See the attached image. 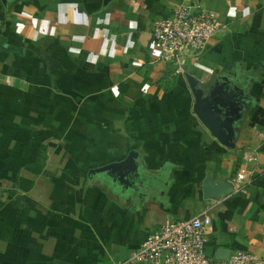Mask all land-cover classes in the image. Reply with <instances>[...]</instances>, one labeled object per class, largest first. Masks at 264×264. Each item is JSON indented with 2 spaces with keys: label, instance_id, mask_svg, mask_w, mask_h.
Returning a JSON list of instances; mask_svg holds the SVG:
<instances>
[{
  "label": "crops",
  "instance_id": "0c3cea01",
  "mask_svg": "<svg viewBox=\"0 0 264 264\" xmlns=\"http://www.w3.org/2000/svg\"><path fill=\"white\" fill-rule=\"evenodd\" d=\"M184 3L224 28L176 76L151 27ZM189 78L228 105L227 145ZM204 212L209 257L264 264V0H0V264H124Z\"/></svg>",
  "mask_w": 264,
  "mask_h": 264
},
{
  "label": "built area",
  "instance_id": "2783aa9c",
  "mask_svg": "<svg viewBox=\"0 0 264 264\" xmlns=\"http://www.w3.org/2000/svg\"><path fill=\"white\" fill-rule=\"evenodd\" d=\"M224 28L220 15L198 4H180L168 17L155 19L151 41L158 60L172 67L173 74L187 73V65L200 57L210 40ZM252 160V154L245 155ZM243 179L242 174L238 175ZM212 219L206 212L190 219L171 221L152 232L132 251L124 264H260L251 253L236 251L227 260L206 252V232Z\"/></svg>",
  "mask_w": 264,
  "mask_h": 264
},
{
  "label": "water",
  "instance_id": "95a60500",
  "mask_svg": "<svg viewBox=\"0 0 264 264\" xmlns=\"http://www.w3.org/2000/svg\"><path fill=\"white\" fill-rule=\"evenodd\" d=\"M108 1V0H107ZM190 79V78H189ZM191 87L195 93V113L198 118L201 120L203 125L211 132V134L216 137L219 141L224 144H228L232 137V119L228 115L229 111L226 109L227 104H223L221 101L209 102L207 104L204 103V90L198 89L196 87L195 82L190 79ZM135 154H130L127 159L117 162L111 163L102 167L101 170H112V169H123L128 168L133 163V157ZM209 187H205L210 195H213ZM224 188V186H223ZM210 189V188H209ZM225 189V188H224ZM227 191L217 192L215 197L224 196ZM207 193V194H208ZM220 259L227 260L230 256L229 251L220 252Z\"/></svg>",
  "mask_w": 264,
  "mask_h": 264
}]
</instances>
